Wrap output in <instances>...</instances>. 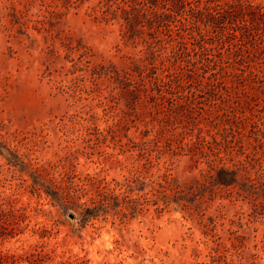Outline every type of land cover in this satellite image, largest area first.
<instances>
[{"label":"rangeland","instance_id":"obj_1","mask_svg":"<svg viewBox=\"0 0 264 264\" xmlns=\"http://www.w3.org/2000/svg\"><path fill=\"white\" fill-rule=\"evenodd\" d=\"M79 1L0 0V264H264V155L215 156L224 188L212 157L140 144L96 79L115 35Z\"/></svg>","mask_w":264,"mask_h":264},{"label":"trees","instance_id":"obj_2","mask_svg":"<svg viewBox=\"0 0 264 264\" xmlns=\"http://www.w3.org/2000/svg\"><path fill=\"white\" fill-rule=\"evenodd\" d=\"M89 15L115 35L96 79L121 120L143 122L140 144L212 157L218 187L236 182L222 151L262 166L264 0H99Z\"/></svg>","mask_w":264,"mask_h":264},{"label":"water","instance_id":"obj_3","mask_svg":"<svg viewBox=\"0 0 264 264\" xmlns=\"http://www.w3.org/2000/svg\"><path fill=\"white\" fill-rule=\"evenodd\" d=\"M70 216H71V217H74V215H73V214H71Z\"/></svg>","mask_w":264,"mask_h":264}]
</instances>
